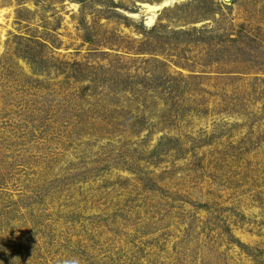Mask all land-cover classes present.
<instances>
[{
    "label": "rangeland",
    "instance_id": "1",
    "mask_svg": "<svg viewBox=\"0 0 264 264\" xmlns=\"http://www.w3.org/2000/svg\"><path fill=\"white\" fill-rule=\"evenodd\" d=\"M0 264H264V0H0Z\"/></svg>",
    "mask_w": 264,
    "mask_h": 264
},
{
    "label": "bare ground",
    "instance_id": "2",
    "mask_svg": "<svg viewBox=\"0 0 264 264\" xmlns=\"http://www.w3.org/2000/svg\"><path fill=\"white\" fill-rule=\"evenodd\" d=\"M165 3H167V2H165ZM145 6H147L149 9H151V10H153V9H156V7L157 6H155V5H149V4H144ZM151 21V19H149V22ZM148 22V23H149Z\"/></svg>",
    "mask_w": 264,
    "mask_h": 264
}]
</instances>
